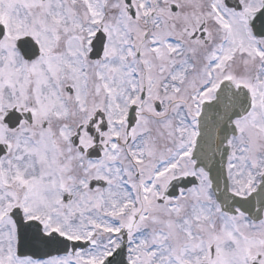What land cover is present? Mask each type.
Listing matches in <instances>:
<instances>
[{
  "label": "snow or ice",
  "instance_id": "6c2138e0",
  "mask_svg": "<svg viewBox=\"0 0 264 264\" xmlns=\"http://www.w3.org/2000/svg\"><path fill=\"white\" fill-rule=\"evenodd\" d=\"M0 264H264V0H0Z\"/></svg>",
  "mask_w": 264,
  "mask_h": 264
}]
</instances>
